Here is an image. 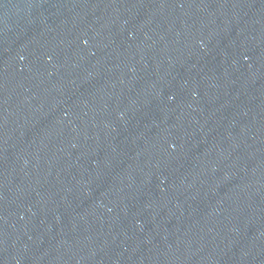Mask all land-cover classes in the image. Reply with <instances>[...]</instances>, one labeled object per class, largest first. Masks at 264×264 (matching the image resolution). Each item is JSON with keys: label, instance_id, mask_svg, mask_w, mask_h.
Instances as JSON below:
<instances>
[{"label": "water", "instance_id": "1", "mask_svg": "<svg viewBox=\"0 0 264 264\" xmlns=\"http://www.w3.org/2000/svg\"><path fill=\"white\" fill-rule=\"evenodd\" d=\"M264 176V0H0V264H217Z\"/></svg>", "mask_w": 264, "mask_h": 264}]
</instances>
